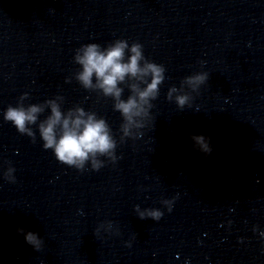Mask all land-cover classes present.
<instances>
[{
  "label": "clouds",
  "instance_id": "1",
  "mask_svg": "<svg viewBox=\"0 0 264 264\" xmlns=\"http://www.w3.org/2000/svg\"><path fill=\"white\" fill-rule=\"evenodd\" d=\"M74 62L81 66L75 78L83 88L98 89L104 97L112 98L114 110L123 118L121 129L124 136H131L133 125L144 127V124L137 125L136 121L142 116L149 117L151 101L157 98L159 86L165 79V68L147 60L140 43L129 45L126 40H116L105 48L96 43H89L77 50ZM207 79L208 74L202 72L186 77L184 83L196 91ZM120 85H126L129 89L130 95L127 99L122 98L124 88ZM178 91L176 87L170 88L167 98L172 100V94ZM27 97L28 94L24 93L17 106L10 105L3 115L4 120L11 122L19 133L35 140V132L31 126L37 125L38 118L45 109H50V114L38 123V131L43 148L51 149L59 162L78 170H83L89 160L92 162V169L99 170L103 163L96 159L98 156H110L115 163L117 142L104 118L98 117L95 112H86L79 106L64 112L61 104L53 99L42 104L25 106L23 101ZM190 100L191 97L187 94L175 96V102L181 109L189 104ZM192 139L202 152L211 153L208 138L196 135ZM13 172L14 169L9 167L5 174L9 182H15ZM173 202L174 200L167 199L161 201L169 212L172 211ZM136 209L139 210L138 205ZM162 216L163 212L159 209L146 208L139 212L141 220L150 217L158 221ZM18 231L24 234L26 243L36 251L41 249L43 240L38 234L31 231L25 233L23 229ZM261 236H264V232Z\"/></svg>",
  "mask_w": 264,
  "mask_h": 264
}]
</instances>
